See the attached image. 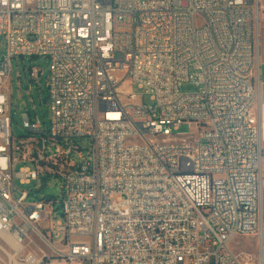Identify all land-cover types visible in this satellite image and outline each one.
Wrapping results in <instances>:
<instances>
[{
	"label": "built area",
	"instance_id": "built-area-1",
	"mask_svg": "<svg viewBox=\"0 0 264 264\" xmlns=\"http://www.w3.org/2000/svg\"><path fill=\"white\" fill-rule=\"evenodd\" d=\"M260 9L0 0V264H245L231 244L264 223ZM27 56L49 61L51 120L26 113L15 137L11 67ZM52 179L58 199L18 195Z\"/></svg>",
	"mask_w": 264,
	"mask_h": 264
},
{
	"label": "rangeland",
	"instance_id": "rangeland-1",
	"mask_svg": "<svg viewBox=\"0 0 264 264\" xmlns=\"http://www.w3.org/2000/svg\"><path fill=\"white\" fill-rule=\"evenodd\" d=\"M5 41L0 37V59L5 53ZM35 67L41 71L39 81H32L30 77V69ZM48 75H49V61L43 57L30 58L25 57L14 59L11 67V95H12V112L14 116L12 132L15 137L26 136L27 133L22 127V117L26 113H30L32 119L39 118L46 127L50 126L51 111L49 104L42 103V99L48 96ZM183 92L193 93L197 91L194 85H184ZM132 91L138 95L139 99L145 105L153 104L149 95H144V91L137 86L132 87ZM195 128L183 124L175 133L183 137L192 135ZM77 159V157H75ZM18 195L20 191H29L31 193L29 201H38L44 198L58 199L61 194V185L58 181L52 179L43 187L42 182L32 183L29 185H20L18 183ZM58 205H56V209ZM57 222H64V218L60 210L56 214ZM63 235L56 242H61ZM2 244L9 252H12L10 245H7L0 239ZM231 248L235 254L240 256L245 264H260V255L258 250V237L255 235H248L236 238ZM3 253L0 250V255Z\"/></svg>",
	"mask_w": 264,
	"mask_h": 264
},
{
	"label": "crops",
	"instance_id": "crops-1",
	"mask_svg": "<svg viewBox=\"0 0 264 264\" xmlns=\"http://www.w3.org/2000/svg\"><path fill=\"white\" fill-rule=\"evenodd\" d=\"M259 45H258V90H259V102L257 106V113L259 116L260 126H261V148H262V158H261V180L263 187V202H264V0H261L260 9V24H259ZM258 250L260 258L264 264V223L261 235L258 237ZM2 256V254L0 255ZM5 258V256L3 255ZM42 264H50L44 262ZM63 264V263H57Z\"/></svg>",
	"mask_w": 264,
	"mask_h": 264
},
{
	"label": "water",
	"instance_id": "water-1",
	"mask_svg": "<svg viewBox=\"0 0 264 264\" xmlns=\"http://www.w3.org/2000/svg\"><path fill=\"white\" fill-rule=\"evenodd\" d=\"M49 101H50V98L49 96L45 97L43 100H42V103L44 104H49Z\"/></svg>",
	"mask_w": 264,
	"mask_h": 264
}]
</instances>
